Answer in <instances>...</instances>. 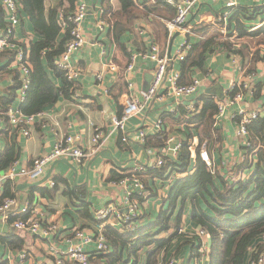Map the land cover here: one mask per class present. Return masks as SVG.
<instances>
[{"label":"crops","instance_id":"0c3cea01","mask_svg":"<svg viewBox=\"0 0 264 264\" xmlns=\"http://www.w3.org/2000/svg\"><path fill=\"white\" fill-rule=\"evenodd\" d=\"M52 1L54 0H46V5H50ZM84 1L88 7L82 27L85 42L81 49L72 56L74 67L80 72L75 83V93L70 99L60 98L54 105L45 108L42 116L36 118L33 125L24 128L29 131L28 136L24 135L21 129L16 130V127H13L8 121L5 113H2L3 97H8L14 86L13 73L20 72V70L14 62L13 49L0 52V154L11 148L14 149V152L17 151L18 156L13 163L16 168L30 167L35 158L52 151L55 143L65 135L75 136L78 144L84 150L91 148V138L95 129L103 135L101 146L95 154L85 157L80 163L67 158L56 159L48 167L49 169L53 166L49 176L35 187L26 186V183L31 182L22 179L5 183L0 197L3 193H10L13 198L17 199L20 206L30 203L36 208L43 222L54 226L55 231L49 239H46L16 230L12 226L13 220L11 219L7 222L0 221V264H3L4 261H8L9 264H54L53 259L46 253L48 240L65 249L66 239L71 237L73 229H82L90 234L97 233L95 211L110 204L118 206L124 196L123 187L109 180L110 177L113 174L125 176L135 171L138 166H144L147 162L153 161L160 153V147L153 144L144 146L138 138L139 131H144L146 138L151 136L152 140L157 139L159 133H156L154 128L157 118L162 117L165 132L174 135L175 141L183 140L185 134L186 137L188 136L185 127H183L184 113L182 109L184 107L178 105L174 113H170L168 108L173 103L168 101L161 103L153 101L131 117L125 127V133L129 139L126 142L121 140V132L114 130L112 126L113 117L121 115L124 96L132 92L141 97V92L145 91L144 88L151 82L154 64L140 55L146 49L149 36L154 38L161 52H168L170 41L173 35L178 32L173 33L170 38L168 35L164 38L166 29L163 18L151 12L147 17L155 19V22L152 20L149 22L138 14L132 30L121 37V43L126 47L121 49L110 35V24L107 19L102 17L104 12L102 0ZM132 1L139 11L146 10L148 6L162 3L150 0ZM228 1L231 0H202L198 3L187 19L191 29L194 25L208 23L219 32L216 17L225 9ZM235 1L237 7L243 3L255 5L264 2V0L259 2ZM112 3L114 7L117 6L115 0H112ZM67 5L68 3H66ZM169 6L175 9L174 6ZM100 18L105 21L106 26L102 31L96 26ZM260 18L259 16L255 21V26H258L262 21ZM157 22L163 24V29L158 26ZM230 25L228 20V30ZM61 33L64 34L65 30L61 29ZM193 33L186 35L191 45L204 38L199 33ZM13 38L15 43L23 44L27 49L31 40L36 38L27 16L21 17L20 23L14 30ZM184 38L185 35L177 34L171 45V54H174ZM261 47L259 46V48ZM102 49L105 50L106 55L101 54ZM260 55L263 56L261 52ZM134 56L133 70L129 75H125L123 69L129 65ZM231 57L233 56L219 49L207 55L204 71L197 70L193 74L191 83L197 79L199 86L196 94L191 96V100L197 102L200 111L202 94L213 95L218 105V103L227 100L225 90L231 83L243 82L253 89L251 94L248 89H245L240 101L225 106L223 113L215 119L214 123L218 135H215L208 144L206 142L201 144V146L206 145L215 169L221 170L225 177L232 175V180L238 181L234 177L242 171L231 174L230 170L235 165L242 163L245 149L236 134L238 124L236 116L240 108L257 111L259 117L264 115V57L255 64V75L252 78H248L245 72H241L238 63L233 62ZM236 58L240 63V59L237 56ZM109 61L118 66L117 72L108 70ZM180 62L175 61L172 64L173 70L179 73ZM48 71L54 84L58 87L61 86V78L56 76L52 70ZM98 74L103 75L101 81L97 79ZM129 80L132 83L131 89L128 86ZM19 93L20 89L16 92V97L8 108H20L23 100H20ZM192 141L194 145L192 146L191 160L194 163L196 157L194 147L198 144L195 134ZM250 168L246 171L249 175L254 169V165L253 168L252 166ZM46 175L38 181H42ZM60 177L61 182H57L52 188L48 186L49 181L55 182V179ZM141 177L143 178L144 192L142 197H139V201L142 199L140 221L144 223L154 220L159 210L166 206L164 199L168 195L172 182L171 176L164 181L152 180L148 173L141 174ZM153 192L156 194L153 195ZM190 206L189 202L185 203L180 229V235L183 237L178 236L179 238L175 239L168 249L162 250L157 256L156 264H165L166 259L171 256L178 259V264H189L190 246L187 242L191 243L192 241L187 237V234H196L199 230V227L191 221ZM107 226L118 229L111 224ZM103 233L105 234V231ZM14 236L24 240L21 248L12 249L8 246L7 241L11 243L17 241L12 238ZM107 240L111 248L109 238ZM86 249L92 253L91 264H106L100 257L107 253H94L97 251L95 241L90 243ZM21 252L27 254L23 260L18 256ZM123 256L126 259V252ZM144 257V251L139 252L137 257L129 258V262L145 264Z\"/></svg>","mask_w":264,"mask_h":264},{"label":"trees","instance_id":"16d2710c","mask_svg":"<svg viewBox=\"0 0 264 264\" xmlns=\"http://www.w3.org/2000/svg\"><path fill=\"white\" fill-rule=\"evenodd\" d=\"M76 0H54L50 5H46V0H17L21 6L22 16H27L32 26L35 39L31 40L28 49L20 44L28 61V88L25 97L20 104V111L25 115L37 114L48 106L54 105L60 98L70 99L75 93V84L69 82L62 70L55 64L56 58L63 52L65 43L70 39V25L61 33V26L58 22V12H70L74 8ZM117 6L114 7L112 0H102L104 19L110 24L109 30L113 40L121 49L125 45L121 43V37L130 32L135 20L140 17L146 18L151 12L170 20L175 15V9L169 5L157 4L148 6L146 10L139 11L134 6L132 0H115ZM66 3L68 5L66 6ZM261 17L259 26L253 28L255 21ZM264 2L262 4H239L234 9L230 17L229 36L236 34L235 42L224 39L220 32H217L208 23H200L192 27V31L204 36L196 43H193L185 58L180 62V82L181 84L191 83L193 74L199 70L204 71L206 57L209 53L219 49L228 55H235L240 59L241 66L245 68V73L255 72V64L263 59L260 55V45L264 44ZM155 22V19L152 20ZM163 29V24L157 22ZM5 25L4 13L0 8V27ZM251 29V30H249ZM235 31L234 33H231ZM231 31V32H230ZM167 33L165 31L164 38ZM245 38L258 39L256 43L240 42L236 46L237 40ZM251 51V49H253ZM15 58V50L12 51ZM129 59V55H128ZM52 70L56 76L61 78L62 85L56 86L52 81L49 71ZM13 73V72H12ZM14 86L1 102L2 113L4 114L8 106L16 97V92L22 87L23 78L19 71H15ZM238 90L230 93L233 96ZM201 110L186 116L184 113V127L187 137L182 141L181 150L175 161L167 160L161 167L155 169L146 168L138 172L137 175L146 174L152 180L164 181L171 176V186L168 195L164 199L165 207H162L154 220L141 223L138 217V227L135 231H119V229L106 226L105 236L111 243V251L102 254L101 259L106 264H128L129 258L137 257L139 252L144 251L145 264H156L157 256L162 250L170 247L172 242L179 238L182 226V216L185 203L189 202L191 221L199 228L204 229L210 237V254L208 264H246L250 254L258 247L264 250V245H259L258 239L264 234V115L251 121L248 125V137L251 141L249 147H244L245 158L242 163L233 167L231 174L242 171L245 177L238 181L232 180V175L225 177L224 173L211 169L199 157V149L203 142L208 144L217 136L214 128L215 116L218 113V105L213 95L202 94ZM19 128H16L18 130ZM197 136L198 144L194 151L196 157L194 163L191 160L193 148L192 137ZM164 134L152 140L147 137L144 146L154 145L161 147L165 139ZM262 144V145H261ZM261 146L254 153L257 146ZM252 153V154H251ZM17 151L14 149L0 154V171L10 167L17 159ZM255 156V158H254ZM250 175L246 172L252 166ZM251 169V168H250ZM146 170V171H145ZM131 172L125 176L134 174ZM121 175L113 174L109 180L118 181ZM143 182V178L141 177ZM61 177L55 179V184L61 182ZM10 182V181H9ZM153 195L156 193H152ZM152 195V196H153ZM10 193H3L0 203L4 198L11 197ZM142 201V199H141ZM139 201V202H141ZM141 205V204H140ZM25 219L26 216L18 215L11 218ZM185 234V233H184ZM186 235V234H185ZM190 235L187 234V237ZM15 242L7 241L10 248H21L23 239L12 237ZM189 239L190 256L188 263L196 256V237ZM126 252V259L123 255ZM254 255V252L252 253ZM3 264H9L4 261ZM135 264V262H132Z\"/></svg>","mask_w":264,"mask_h":264},{"label":"built area","instance_id":"2783aa9c","mask_svg":"<svg viewBox=\"0 0 264 264\" xmlns=\"http://www.w3.org/2000/svg\"><path fill=\"white\" fill-rule=\"evenodd\" d=\"M152 2H162L168 5H172L176 9L175 16L170 20H163L167 35L170 38L173 33L178 32L179 34L185 35V38L179 43L174 54L168 56V52H161L157 42L152 36H149L148 43L144 53L140 55L153 62L152 78L151 82L146 91L141 92V97L133 94L132 92L124 96L123 107L121 115L119 117H113L112 126L114 130L121 132V140L126 142L128 139L126 132V124L129 119L136 115L140 110L147 106L151 102H172L168 108V112L174 113L178 105H182L187 113L186 116L191 113L198 111L197 102L191 100V96L196 94L199 86V81L194 79L190 84L179 83L180 73L173 70L172 64L175 61H182L187 52L191 47V42L186 38V35L194 34L191 27L189 26L187 19L192 9H194L198 3L202 0H150ZM259 2L261 0H250ZM237 3L235 0L228 1L225 9L221 11L216 17V25L219 32L222 34L224 39H229L235 42L236 34L229 36L228 32V20L236 9ZM0 8L4 13L5 25L0 31V52L13 49L15 50L14 62L20 70L23 78L22 87L20 88V100L25 97V91L28 88V79L26 77L28 73V61L26 54L20 48L19 43H15L13 35L16 26L20 23L22 14L21 6L17 0H0ZM88 7L84 0H76L74 8L70 12H64L59 10L58 22L61 29L65 30L70 25V39L65 43L63 52L56 58L55 64L60 70L64 72L66 79L73 84L79 77V70H77L72 63V56L79 50L84 44V33H83V21L85 19ZM96 26L99 30H104L105 21L100 18ZM259 26V25H258ZM258 26H254V29ZM249 29V30H251ZM142 33V31H141ZM143 34V33H142ZM239 46L240 40H237ZM260 52L264 57V46L260 48ZM254 49H251L253 51ZM101 54L106 55L104 49ZM233 62H237L241 72H245V68L241 66L236 56L232 55ZM127 65L123 72L125 75H129L133 70V60ZM108 70L111 72H117L118 66L109 61ZM255 73H246L248 78H252ZM103 75L98 74L97 79L101 81ZM128 86L131 89L132 83L129 80ZM237 89L238 91L233 95L229 96L230 93ZM245 89L252 93V88L249 85L241 83H231L230 86L225 90L226 101L218 103V113L215 117L218 118L224 111L226 105H230L234 102L240 101L243 97ZM43 111L25 115L20 111V108L9 107L5 112V116L13 127L21 129V132L28 136L29 131L24 129L30 127L35 122V119L41 117ZM237 136L241 139L244 147H249L251 141L248 137L247 127L252 120L259 117L257 111H247L244 108H240L237 112ZM235 118V117H234ZM164 121L162 117H159L154 122V128L159 133L158 137L166 134L164 128ZM184 127V124H183ZM138 138L141 143H144L146 134L144 131H139ZM186 139V134L185 138ZM175 141V136L167 134L163 141V145L159 148L160 153L153 161L147 162L144 166L140 165L135 169V173L125 176L124 178L114 181L116 185L123 187L124 196L118 206L114 204L107 205L95 211V227L97 233L90 234L82 229H73L71 237L66 239L67 245L65 249L57 246L53 241L48 240L46 246V253L53 259L54 264H91V255L87 251L86 247L95 241L96 249L94 253H109L111 251L110 244L103 231L107 225L116 226L119 231H135L138 227V217L140 216V202L139 197H142L144 192V185L138 172L143 171L146 168L155 169L161 167L167 160L175 161L178 158L181 150L182 141ZM103 141V135L97 129L91 138V148L84 150L77 142V138L72 135H65L61 137L54 145L52 151L35 158L30 167L16 168L14 164L10 167L0 171V193L2 192L5 183L15 180H25L27 182H36L41 179L47 172L49 165L59 158L71 159L77 163L95 154L100 148ZM257 146L252 153L256 152ZM251 153V154H252ZM199 157L204 163L211 169V173H214L215 166L212 162L206 145L203 144L199 149ZM245 158V157H244ZM244 173H238L234 177L235 180L240 179ZM245 177V175L243 176ZM242 177V178H243ZM54 181H49L48 186L53 187ZM18 215L26 216L25 219L16 218L12 222V226L19 231H25L32 235L40 236L49 239L54 234L55 227L47 225L43 222L40 215H38L35 207L31 206L30 203H25L24 206H20L19 202L15 198L7 197L4 198L0 203V221L7 222L11 218L17 217ZM189 234V233H188ZM196 237L195 247L196 256L192 259L190 264H208L210 254V237L204 229L199 228L196 234H189ZM259 245H264V234L258 239ZM259 247V246H258ZM258 247L249 256L247 264H264V250H258ZM164 251V250H163ZM19 259L23 260L27 254L21 252L18 254ZM165 264H178V259L174 256L168 257Z\"/></svg>","mask_w":264,"mask_h":264},{"label":"water","instance_id":"95a60500","mask_svg":"<svg viewBox=\"0 0 264 264\" xmlns=\"http://www.w3.org/2000/svg\"><path fill=\"white\" fill-rule=\"evenodd\" d=\"M177 34H178V33H175V34L173 35L171 41H170L169 50H168V56H171V53H170V52H171V47H172L171 45H172V43H173L174 38L177 36ZM147 88H148V86H146V87L144 88V90L146 91ZM209 92H210V91H209ZM211 93H213V92H211ZM65 162H67V160H65ZM52 169H53V166H52L51 168L48 169V171H47V173H46L47 175H46V177H45L42 181L26 183V186H28V187H35V186H37L38 184H40L41 182H43V181L49 176V174L51 173ZM26 182H27V181H26Z\"/></svg>","mask_w":264,"mask_h":264},{"label":"rangeland","instance_id":"374dc122","mask_svg":"<svg viewBox=\"0 0 264 264\" xmlns=\"http://www.w3.org/2000/svg\"><path fill=\"white\" fill-rule=\"evenodd\" d=\"M257 40H258V39L245 38V40H242V41H240V42H248V43H250V44H253V43H256ZM177 42H178V41H177ZM177 42H176V43H177ZM261 46H264V45H260V47H261ZM175 48H176V44H175V46H174V50H175ZM253 49H254V48H253ZM240 179H242V177H240ZM240 179H238V180H240ZM128 264H131V263L129 262Z\"/></svg>","mask_w":264,"mask_h":264}]
</instances>
